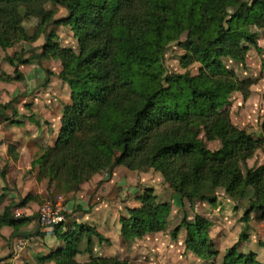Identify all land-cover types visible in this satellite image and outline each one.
I'll return each mask as SVG.
<instances>
[{
    "label": "trees",
    "instance_id": "trees-1",
    "mask_svg": "<svg viewBox=\"0 0 264 264\" xmlns=\"http://www.w3.org/2000/svg\"><path fill=\"white\" fill-rule=\"evenodd\" d=\"M47 4L66 14L54 18ZM32 18L37 20L36 33L29 38L23 23ZM60 26L70 27L77 53L53 42L54 33L47 30ZM259 31L264 37V0H0V49L43 35L38 59L58 61V77L70 91L56 140L41 147L31 163L37 179L68 195L107 169L153 170L168 184L179 208L184 202L209 200L199 196L203 182L235 200L251 189L254 195L241 220L248 222L254 213L256 220L264 221V164L245 173L241 169L257 150L264 154V117L258 136L232 124L225 108L228 98L234 92L245 98L251 82L238 81L223 63L228 58L244 66L249 47L260 53ZM171 45L183 51V69L199 65L197 75L166 71L164 56ZM4 60L21 80L18 65L29 61L7 55ZM7 108L9 103L0 107L4 121L10 120L3 112ZM201 135L208 142L218 141L220 148L209 150ZM7 152L15 153L14 145ZM5 196L0 193V204ZM32 198L3 208L0 236L8 227L11 237L29 239L31 234L18 232L32 218H17L12 212ZM136 202L139 206L126 208L127 216L118 220L126 243L164 232L171 213L170 203H158L152 189H143ZM63 215L65 220L50 231L59 244L38 257L39 263L131 264L92 255L79 262V255L91 254L95 241L106 238L88 224L66 225ZM210 225L199 215L192 221L184 217L170 235L175 240L183 229L185 252L216 264L218 252L207 233ZM245 236L242 233L240 240ZM83 239L85 249L80 251ZM219 264L261 263L235 245Z\"/></svg>",
    "mask_w": 264,
    "mask_h": 264
},
{
    "label": "rangeland",
    "instance_id": "rangeland-1",
    "mask_svg": "<svg viewBox=\"0 0 264 264\" xmlns=\"http://www.w3.org/2000/svg\"><path fill=\"white\" fill-rule=\"evenodd\" d=\"M45 7L55 13L54 18L66 14L65 10L58 6L47 4ZM36 25L37 20L33 18L23 23L29 38L35 35ZM47 31L54 33L53 42L77 53V40L73 37L70 27H50ZM259 33L258 45L261 52L257 53L249 47L244 66L228 58L223 59L225 67L234 73L238 81L251 82L247 96L244 98L240 92L232 93L225 108L235 127L254 136L260 135V126L264 117V37L262 31ZM43 43L44 37L41 35L30 42H20L5 51L0 49V107L9 103V108L4 109L3 112L10 117L8 121L0 118V152L8 150V146L12 145L16 152L17 148L28 144L27 149H22L24 151L19 154L13 152L11 156H8L9 161L10 159L15 160L14 164H8L5 157H0V174L3 177V180L0 178V193L6 195L0 204V213L9 203L17 204L22 198L33 197L23 209L15 208L12 212L17 218L23 216L32 218L20 227L18 232L20 235L31 234V236L29 239L22 236L11 237L12 229L10 228L5 229L3 234L1 231L0 258L3 261L0 264H41L38 257L54 247V238L50 237L51 230H46L38 224L37 212L43 203L51 202L54 205L59 200L64 208L63 213L66 215V225L75 223L76 219L80 223H93L99 226L100 234L106 238V241L102 243L95 241L91 254L79 255L77 257L79 262L87 261L89 255H92L103 258L115 257L131 264H205V261L185 252V231L183 229L180 230L175 240L170 235V232L184 217L192 221L195 215L204 217L211 224L207 233L218 252L215 259L216 264L221 262L226 250L235 245L243 253L245 248L240 249V244L246 245L249 230L243 226L245 223L241 218L249 209V200L253 198L254 192L251 189L247 191L243 199L235 200L222 188L213 190L209 184L203 182L199 189V196H204L213 203L194 200L192 203L184 202L179 208L173 202L172 190L168 184L158 172L153 170L139 173L128 171L124 167H116L110 173L107 169L96 175L95 179H99L97 183L91 179L88 185L83 183L77 191L68 195L57 191L46 180L37 179L36 168H32L31 163L40 154L41 147L53 145L60 129V127L56 129L57 111L63 101L67 98V102L70 101L68 86L54 80H60L57 75L60 72V63L38 59ZM182 54L183 51L175 45L167 49L164 56L166 71L170 74H182L189 71L192 76L197 75L199 65L194 64L187 70L180 66L179 56ZM6 55L17 56L18 59L29 61L27 64L18 65L22 80L15 79L13 67L4 60ZM56 72L58 73L55 74ZM6 77L9 80L5 81ZM53 81L55 83H52ZM60 83L65 85L68 92L64 90L65 88L62 89L63 86ZM44 110H49V113L45 115ZM42 134L44 138L46 134L49 137L45 146L37 143L41 140L38 137ZM33 135L34 139H32ZM28 139H31L29 143ZM200 139L211 151L220 148L218 141L208 142L203 135ZM263 164L264 154L257 150L252 158L247 160L246 166H241V169L245 173L247 169ZM83 185L84 188H81ZM143 189H152L158 203H170L171 213L167 220L166 230L126 243L119 234L118 220L121 216H127L126 208L139 206L136 198ZM76 200L80 201L88 212L86 219L90 212L93 213L92 222L83 219L84 213L75 211L74 202L71 204L73 205L72 211L66 208L68 202ZM74 213L77 215L73 216ZM251 230L254 236L264 233V230L259 228ZM242 233L246 235L245 240H240ZM79 249L80 251L85 249V239Z\"/></svg>",
    "mask_w": 264,
    "mask_h": 264
},
{
    "label": "crops",
    "instance_id": "crops-1",
    "mask_svg": "<svg viewBox=\"0 0 264 264\" xmlns=\"http://www.w3.org/2000/svg\"><path fill=\"white\" fill-rule=\"evenodd\" d=\"M24 65V64H23ZM58 72H56L55 74H57ZM58 75V74H57ZM56 75V76H57ZM55 77V76H54ZM23 79V78H22ZM21 79V80H22ZM54 80H57V81H59V82H62V81H60V80H58V79H54ZM52 83H55L54 81L52 82ZM60 84H62V83H60ZM62 86H63V88L62 89H64L65 91L67 90V92H68V89H66V87H65V85H63L62 84ZM69 94H70V91H69ZM68 98H67V100L66 101H63L62 103L63 104H61L60 105V108L58 109V111H57V116H56V118H55V120L57 121V124H56V129L58 130L59 129V127H60V119H61V113H62V108H63V106L65 105V104H67L68 102ZM42 112V111H41ZM44 112H45V115H46V113H49V110H44ZM51 118V117H50ZM51 122V121H50ZM55 129V130H56ZM48 135L46 134V138H44V136H43V134L41 135V137H38V138H41V140H38L37 141V143H39L41 146H45L44 144L47 142V140H48V138L49 137H47ZM32 139H34V135L32 136ZM29 141H31V139H28V143H29ZM28 145V144H27ZM27 145H25V146H18L19 148H17L16 149V152L15 153H18L19 154V152H21V151H24V150H22V149H24V148H26L27 149ZM3 147L5 146V145H2ZM48 146V145H47ZM21 154V153H20ZM0 157H5L7 160H8V152H7V150H2L1 152H0ZM17 158H18V156H16ZM14 159H10V161L8 160L7 161V163L8 164H14ZM11 162V163H10ZM29 167H27V169H28ZM35 171H36V169H35ZM37 175V174H36ZM98 175V174H97ZM96 178V175L95 176H93V178H92V181L93 182H95V183H97L98 181L97 180H99V179H95ZM88 183V182H87ZM87 183H85L86 185H88ZM81 188H84V185L81 187ZM75 203L76 204V207H75V211L76 212H82V213H84L83 214V219L84 220H88L89 222H92L91 220H92V212H90L89 213V216H88V218L86 219V217H87V214H88V212L86 211V209H85V207H84V205L80 202V201H78V200H76V201H71V202H68L67 204H66V208L68 209L69 208V211L73 208L72 206L73 205H71L72 203ZM77 207H79V210H77ZM96 207H98V206H96ZM20 209H23V208H20ZM19 209V210H20ZM72 211V210H71ZM85 211V212H84ZM87 212V213H86ZM75 215H77V213H74L73 214V216H75ZM25 217H28V216H25ZM76 219V218H75ZM243 222V221H242ZM243 223H245L243 226L244 227H246L248 230H249V232H248V239H247V243L245 242V244L246 245H244V243L242 244H240V249L242 248V249H244L245 248V250H243V254H248V253H253V254H255V256H256V260L258 261V262H260L261 264H264V233H262L261 235H257V234H255V236H254V233H252V228H254V229H262V230H264V221H258V220H256L255 219V215H254V213H251L250 214V216H249V221L248 222H243ZM78 224H88V225H91V226H94V227H96L97 228V231H99V233H101L100 232V228H99V226L98 225H95V224H93V223H86V222H82V223H80V221H77V219H76V222L75 223H70V225L72 226V225H78ZM118 225H119V222H118ZM105 227V230L107 229V226L105 225L104 226ZM243 227V228H244ZM5 229H9L8 227H5V228H3L2 229V234H3V232H4V230ZM118 229H119V227H118ZM45 232H48V231H45ZM264 232V231H263ZM252 233V234H251ZM45 236H48V235H45ZM50 237L51 238H54V247L53 248H51V249H48L47 250V252H46V254H44V255H47L49 252H50V250H52V249H54L55 247H57L58 246V244H59V242L55 239V237L54 236H52V235H50ZM243 245L245 246V247H243ZM241 252V251H240ZM242 253V252H241ZM42 256V255H41Z\"/></svg>",
    "mask_w": 264,
    "mask_h": 264
},
{
    "label": "built area",
    "instance_id": "built-area-1",
    "mask_svg": "<svg viewBox=\"0 0 264 264\" xmlns=\"http://www.w3.org/2000/svg\"><path fill=\"white\" fill-rule=\"evenodd\" d=\"M63 210L64 208L61 205L60 200L54 205L51 202L43 203L37 212L38 224L46 230H51L55 225L62 223L65 220Z\"/></svg>",
    "mask_w": 264,
    "mask_h": 264
}]
</instances>
